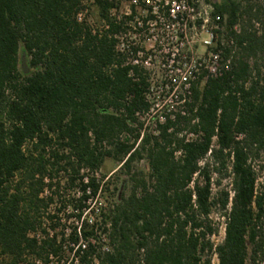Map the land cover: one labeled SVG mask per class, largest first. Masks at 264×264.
<instances>
[{
	"label": "trees",
	"instance_id": "trees-1",
	"mask_svg": "<svg viewBox=\"0 0 264 264\" xmlns=\"http://www.w3.org/2000/svg\"><path fill=\"white\" fill-rule=\"evenodd\" d=\"M91 5L105 30L79 21ZM117 8L116 0H0V255L17 264L26 251H59L55 238L38 244L32 234L59 228L42 215L40 194L58 190L63 173L78 192L70 204L80 226L63 228L78 264H211L213 255L218 264L263 262L264 69L250 58L264 59V33L243 29L229 70L147 135L140 120L153 106L150 85L117 48L125 24L111 17ZM216 12L232 26L240 5L226 0ZM106 158L125 171V193L106 215L82 218V203L109 184L89 176ZM142 160L147 172L134 170ZM224 179L232 197L219 189ZM215 210L224 219L217 245Z\"/></svg>",
	"mask_w": 264,
	"mask_h": 264
},
{
	"label": "built area",
	"instance_id": "built-area-1",
	"mask_svg": "<svg viewBox=\"0 0 264 264\" xmlns=\"http://www.w3.org/2000/svg\"><path fill=\"white\" fill-rule=\"evenodd\" d=\"M116 1L118 8L113 9L110 14L117 21L125 17L123 34L120 37L115 36L118 40L117 48L125 50V66L138 68L150 85L147 94L150 97L151 84L146 73H150V66L157 59V64L166 72L162 79L166 81L162 97L174 101L182 115L184 110L181 109L189 102L188 97L191 96L193 89L197 88L202 80L206 83L208 79L221 77L229 70L231 61L239 51L234 37L243 31L241 22H245V19L242 16L237 17L236 22L230 27L231 35L225 44L223 39L225 18L216 12L217 3L214 0ZM124 2L125 12L121 11ZM247 4L252 8L253 16L259 14L263 16L264 0H248ZM87 11L79 14V21L85 18ZM248 22V28L244 29L246 32L256 36L264 33L262 17L249 18ZM100 28L103 30L107 28L104 22H101ZM199 48L203 50L200 55L197 54ZM225 50L228 52L225 53ZM90 212L91 209L85 207L82 218L92 220ZM75 221L77 224L75 227H79L80 222L76 219ZM57 230L47 229V235H33L38 244L42 239L55 238L56 247L59 248L57 253L49 252L40 258L26 251L17 264H78L75 256L78 245L67 241L69 229L64 230V234L63 232L57 234ZM62 238L64 242H61ZM3 257L4 255H0V264H4Z\"/></svg>",
	"mask_w": 264,
	"mask_h": 264
},
{
	"label": "rangeland",
	"instance_id": "rangeland-1",
	"mask_svg": "<svg viewBox=\"0 0 264 264\" xmlns=\"http://www.w3.org/2000/svg\"><path fill=\"white\" fill-rule=\"evenodd\" d=\"M218 5H222L226 0H214ZM240 5V14L239 17H244L245 22H241V28L246 29L248 28V19L254 18L258 19L262 17L264 20V17L259 14L258 16H253L251 13V7L247 4L248 0H231ZM121 11L125 12V2L122 3ZM225 18V26H224V43H227V39L229 38L230 34V23L227 14H223ZM261 15V16H260ZM86 22L92 26L93 28L99 27L101 24L98 18L97 10L95 6L91 5L89 6V9L87 11V14L85 15ZM242 19V18H241ZM264 28V26H263ZM125 42V41H124ZM195 52V50H194ZM203 53V50L199 48L197 50V54L200 55ZM238 53V52H237ZM21 59H22V66L26 70L27 69V62L22 56V53L20 52ZM163 55V54H162ZM237 55V54H236ZM262 55H258L256 57L250 58V64H253L257 62V65L262 69H264V59L261 57ZM160 58V57H159ZM158 60L156 59L155 63H153L150 66V73H146L147 77L150 79V97L149 100L152 101L153 106L152 109L145 115L142 116L140 122L143 124V128L141 130V133H145L147 135H155L156 133V127L158 124V121H160L161 117L164 115L169 114L170 112L175 113L178 112V106L175 105V102L171 99L163 98L165 88H164V75H165V69L161 67V65L157 64ZM148 74H150L148 76ZM205 85L204 80H202L198 88L201 90L202 87ZM186 107H183L181 110H185ZM179 129L182 132V135H185L187 139H193L195 136L189 134L190 127L187 128L185 126H179ZM134 170L141 169L145 172H147L148 167L144 160L136 162L133 164ZM120 165L113 161L110 158H106L103 162V165L101 168L91 175L89 173V176H94L98 179H104L102 183L108 182V186L105 189V187L102 189V192L99 193L96 197H92L88 199L87 202L82 203L83 206L88 207L91 209V211H94V214H91V217H96L98 215V212H102L101 215H106V211L109 207L113 206L115 204L116 197L119 194L125 193V182L127 181V176L125 174V171L120 172L119 170ZM84 173H86L84 171ZM81 175V174H80ZM56 181L59 183L58 190L55 188H52L51 190H45L42 194H40V198L44 200L43 203V210H41L42 215H53L52 217H55V223L59 225V228L57 230V234H61L64 227H75L76 221L74 219V216L76 215V212H73L72 205L70 204L72 199L76 198L78 195L77 189L75 187L76 184L70 185V183L66 182V175L63 173H60L55 176ZM214 179H216V176H214ZM219 189H225L226 191L231 190L230 181L229 179H224L221 182V186ZM217 188L216 186H213V193H216ZM80 195V194H79ZM71 207V208H70ZM46 208V209H45ZM47 213V214H45ZM219 211H214L211 218L213 225L216 229V234L212 237V243L215 245L222 242L224 238V219L220 217ZM87 215V214H86ZM90 215V214H88ZM87 215V216H88ZM94 217V218H95ZM45 226L47 227L48 224L45 221ZM56 233V232H54ZM33 235H42L39 232ZM98 237L100 239L99 246L102 247V250H105L107 248V239L101 234L98 233ZM15 259L11 257L10 255H4L2 258V261L4 264H14ZM211 264H218L217 258L215 255L211 256ZM247 264H251L247 262ZM264 264V261L259 263Z\"/></svg>",
	"mask_w": 264,
	"mask_h": 264
}]
</instances>
